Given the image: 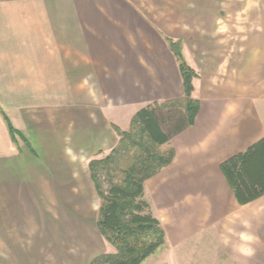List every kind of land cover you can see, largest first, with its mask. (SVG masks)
Returning <instances> with one entry per match:
<instances>
[{
  "label": "crops",
  "instance_id": "obj_1",
  "mask_svg": "<svg viewBox=\"0 0 264 264\" xmlns=\"http://www.w3.org/2000/svg\"><path fill=\"white\" fill-rule=\"evenodd\" d=\"M170 5L0 0V250H20L3 264H89L112 251L102 236L100 253L86 243L72 257L58 251L71 247L64 235L74 231L63 219L53 221L69 216L65 174L72 175L80 152L90 162L116 145L112 125H130L122 128L123 113L132 119L144 105L183 98L171 42L198 73L199 110L194 124L173 137V162L146 182L145 196L150 180L180 161L149 200L165 242L141 264H177L183 245L208 225L233 264H264V195L240 205L219 168L264 138V60L241 72L238 21L229 34L203 1ZM253 53L264 57V49ZM189 193L199 199L172 205ZM47 249L55 250L50 259L31 251Z\"/></svg>",
  "mask_w": 264,
  "mask_h": 264
},
{
  "label": "trees",
  "instance_id": "obj_2",
  "mask_svg": "<svg viewBox=\"0 0 264 264\" xmlns=\"http://www.w3.org/2000/svg\"><path fill=\"white\" fill-rule=\"evenodd\" d=\"M178 61L184 96L140 107L129 128H112L118 141L108 154L88 164L90 178L100 198L96 228L112 251L89 264H141L165 242V230L145 199L146 182L175 159L173 137L194 124L199 101L193 97L198 73L170 43ZM179 111L182 119L174 121ZM181 120V121H180ZM173 121L179 126L172 131ZM9 132L17 130L9 123ZM227 185L240 205L264 195V138L219 164ZM106 183L104 188L103 184Z\"/></svg>",
  "mask_w": 264,
  "mask_h": 264
},
{
  "label": "rangeland",
  "instance_id": "obj_3",
  "mask_svg": "<svg viewBox=\"0 0 264 264\" xmlns=\"http://www.w3.org/2000/svg\"><path fill=\"white\" fill-rule=\"evenodd\" d=\"M178 1H203L207 3L208 16L215 15L217 12L220 17H223L225 24V33L231 34L232 20L238 21V27L234 26V29L238 28L241 54L239 57V65L241 72L249 71L250 68L255 66L258 56L255 57L253 52L264 49V0H169L172 4ZM214 13V14H213ZM235 32V31H234ZM252 70V69H251ZM242 74V73H241ZM196 99V98H195ZM94 106H89L93 108ZM131 115L129 113H123V120L120 121L122 128H126L129 125ZM182 119V115L179 111L174 113V121ZM173 121L172 131H175L179 124ZM181 121V120H180ZM113 136L117 139V134L113 130ZM101 151V154L90 158L91 160L102 158L109 153V149ZM107 151V152H106ZM103 153V154H102ZM69 158V157H68ZM90 160V161H91ZM71 162V159H70ZM73 163V164H72ZM73 168L70 170L71 174H65L64 180V192L66 193L63 200L64 212L69 216L62 218H53V221L60 222L63 219L64 223L74 227L73 233H67L64 235V240L71 247L63 250H58L63 253V257L68 258L77 253L82 252L84 243L89 244L91 252L93 254L100 253L105 250V243L101 235L98 233L95 225L97 219L98 208L100 205V198L98 197L93 181L90 179V173L88 169L89 158L84 156V153H79L78 159L75 158L72 161ZM180 166V161L177 160L170 168L162 171L156 178L150 180L148 183V189L145 196L147 201L152 200L155 193H158L157 186L167 184L169 179L177 173V168ZM104 188L106 183L103 184ZM199 199L197 195L191 193L186 194L180 201L172 202L173 206L178 204H184L186 201L190 203L193 200ZM71 214V215H70ZM227 237L230 238L232 234V227L226 228ZM20 250H0L1 264L7 260H13L15 252ZM30 251V250H28ZM32 252H42L47 259L53 257L55 250H31ZM87 251V250H85ZM177 264H233L228 251L224 245H222L219 233L213 225H208L205 231L195 237L188 240L178 253Z\"/></svg>",
  "mask_w": 264,
  "mask_h": 264
}]
</instances>
